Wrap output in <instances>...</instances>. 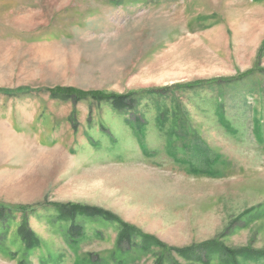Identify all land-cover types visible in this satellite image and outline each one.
Instances as JSON below:
<instances>
[{
    "label": "rangeland",
    "instance_id": "rangeland-1",
    "mask_svg": "<svg viewBox=\"0 0 264 264\" xmlns=\"http://www.w3.org/2000/svg\"><path fill=\"white\" fill-rule=\"evenodd\" d=\"M215 242L264 264V0H0V264Z\"/></svg>",
    "mask_w": 264,
    "mask_h": 264
},
{
    "label": "trees",
    "instance_id": "trees-1",
    "mask_svg": "<svg viewBox=\"0 0 264 264\" xmlns=\"http://www.w3.org/2000/svg\"><path fill=\"white\" fill-rule=\"evenodd\" d=\"M53 96H56V97H59L62 99V101H67V100H76V101H80L84 98H87V97H91L92 99H97L96 97H98L97 100L101 101V102H108L110 99H113L114 101L113 102H116L117 99H119L116 104H122L123 103V100L121 99H124L123 97H119L117 98V96H114V95H104V94H98V93H82L76 89H73V88H66V89H56L53 91ZM77 211V209H69V210H66L64 212V215L68 216V217H73L75 216V212ZM80 211L81 213H83L84 215H87V216H93L94 212L92 211H87V210H78ZM87 211V212H86ZM89 212V213H88ZM96 212V211H95ZM98 214H102L101 212H97ZM74 227V226H72ZM73 231V230H71ZM136 235V232L132 229H128L126 231H124L123 233L121 232L120 234V238H119V246L122 245L123 243H127L130 241V237L132 235ZM22 240L23 242L28 246V248H34L38 242L37 240L35 239L34 237V234L33 233H22ZM157 243V241H156ZM152 244L154 245L155 242L151 239V238H148L147 239H143L142 238V241H140V246H141V249L147 251L148 247L149 246H152ZM159 245V243H158ZM200 248L199 247H191V248H187L185 251H182L181 252V255L182 257L184 258H188L189 260H194V259H197L201 253V255H203V259L202 258H198L197 260H201V262L203 264H207L208 261H209V258L212 254H217L218 257H219V260L221 261L222 264H238L237 262V258L239 256H241L242 252L241 251H238V252H232V251H225L226 248L223 247L220 243H212L211 245H209V247L206 249L204 248V251H201L199 250ZM233 255H235L236 257L234 258ZM248 255V254H247ZM262 254H258V255H253V256H249V257H252V258H256L258 259L259 256H261ZM226 257H230L232 259H228ZM248 257V256H246Z\"/></svg>",
    "mask_w": 264,
    "mask_h": 264
}]
</instances>
